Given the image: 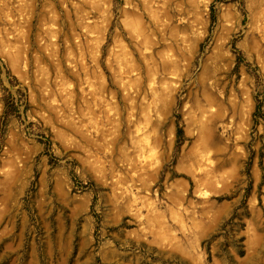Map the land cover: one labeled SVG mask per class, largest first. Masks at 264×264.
<instances>
[{"label": "rangeland", "instance_id": "374dc122", "mask_svg": "<svg viewBox=\"0 0 264 264\" xmlns=\"http://www.w3.org/2000/svg\"><path fill=\"white\" fill-rule=\"evenodd\" d=\"M4 99L0 264H264V0H0Z\"/></svg>", "mask_w": 264, "mask_h": 264}, {"label": "trees", "instance_id": "16d2710c", "mask_svg": "<svg viewBox=\"0 0 264 264\" xmlns=\"http://www.w3.org/2000/svg\"><path fill=\"white\" fill-rule=\"evenodd\" d=\"M13 103L11 101H7L4 99V111L2 116L0 117V125L1 123H4L5 121V117L8 115V111L10 110V107H12ZM180 134H182V130L180 128H177L176 131V135L177 137L180 136Z\"/></svg>", "mask_w": 264, "mask_h": 264}]
</instances>
